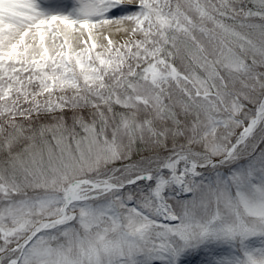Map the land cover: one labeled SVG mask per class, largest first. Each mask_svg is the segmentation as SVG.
<instances>
[{
	"label": "snow or ice",
	"instance_id": "6c2138e0",
	"mask_svg": "<svg viewBox=\"0 0 264 264\" xmlns=\"http://www.w3.org/2000/svg\"><path fill=\"white\" fill-rule=\"evenodd\" d=\"M0 264H264V0H0Z\"/></svg>",
	"mask_w": 264,
	"mask_h": 264
},
{
	"label": "rangeland",
	"instance_id": "374dc122",
	"mask_svg": "<svg viewBox=\"0 0 264 264\" xmlns=\"http://www.w3.org/2000/svg\"><path fill=\"white\" fill-rule=\"evenodd\" d=\"M46 5L51 6L53 9H59L63 0H43Z\"/></svg>",
	"mask_w": 264,
	"mask_h": 264
}]
</instances>
